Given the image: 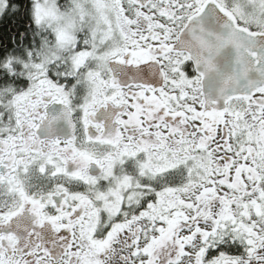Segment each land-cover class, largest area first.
Returning <instances> with one entry per match:
<instances>
[{"label": "snow or ice", "instance_id": "obj_1", "mask_svg": "<svg viewBox=\"0 0 264 264\" xmlns=\"http://www.w3.org/2000/svg\"><path fill=\"white\" fill-rule=\"evenodd\" d=\"M0 264H264V0H0Z\"/></svg>", "mask_w": 264, "mask_h": 264}, {"label": "trees", "instance_id": "obj_2", "mask_svg": "<svg viewBox=\"0 0 264 264\" xmlns=\"http://www.w3.org/2000/svg\"><path fill=\"white\" fill-rule=\"evenodd\" d=\"M3 26H7L9 28H13L15 26V22H9V21H3V22H0V30H2V27Z\"/></svg>", "mask_w": 264, "mask_h": 264}]
</instances>
